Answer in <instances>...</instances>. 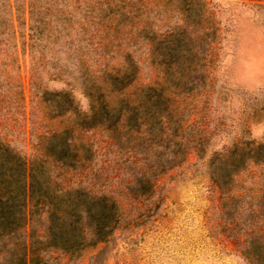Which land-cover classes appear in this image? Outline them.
<instances>
[{
  "label": "trees",
  "instance_id": "trees-1",
  "mask_svg": "<svg viewBox=\"0 0 264 264\" xmlns=\"http://www.w3.org/2000/svg\"><path fill=\"white\" fill-rule=\"evenodd\" d=\"M23 6L19 17L16 0H0V46L8 47L0 49V97L14 91V106L26 107L22 80L11 83L4 73L20 72L19 55L39 51L48 55L39 72L47 65L52 77L67 78V87L48 89L28 64L27 90L49 122L69 121L48 128L30 157L0 140V264H59L48 251L77 258L129 221L154 216L155 179L188 156L204 164L218 191L223 232L238 240L248 264H264V185L248 192L236 183L246 165L264 164V143L235 139L209 149L210 133L198 122L205 112L190 102L204 83L188 76L193 53L185 32L167 25L158 38L155 16L143 22L141 7L124 0H73L51 13L31 0ZM142 68L152 75L136 83ZM94 130L104 137L95 148L85 137ZM61 168L79 172L73 186L52 181Z\"/></svg>",
  "mask_w": 264,
  "mask_h": 264
},
{
  "label": "rangeland",
  "instance_id": "rangeland-1",
  "mask_svg": "<svg viewBox=\"0 0 264 264\" xmlns=\"http://www.w3.org/2000/svg\"><path fill=\"white\" fill-rule=\"evenodd\" d=\"M71 1L31 0V3L35 8L43 12L49 9L48 13H51L70 8L67 5ZM24 2L16 0L20 7L19 17L25 11ZM129 2L141 7L143 22L146 15L155 16L153 26L158 38L163 37L167 25L187 35L193 53L191 65L187 67L191 69L188 76L204 83L199 92H190V102L192 107H197V113L205 112V117L198 122H202L210 133L209 149H218L235 139L264 143V0H124L125 4ZM3 48L8 49L0 46ZM7 55L14 56L10 49ZM40 56L39 51L30 56L19 55L20 72L7 67L4 73L11 83L19 78L22 80L26 107L14 106L10 97L14 91L4 92L0 97V140L25 157L39 153V138L45 140L48 128L63 127L69 121L63 118L62 122L57 119L49 122L38 101L34 105L36 98L27 90L25 70L28 64L34 79L40 76L48 89L67 87V78L64 75L52 77L54 71H48L47 65L39 72L40 63L48 55ZM62 57L60 54V61ZM116 62L115 58L110 61ZM90 63L92 68L97 67V62ZM145 71L143 68L139 71L136 83L149 81L152 74L148 76ZM72 87L75 100L80 108H84L85 98L77 85ZM191 118L194 120L195 115L191 114ZM85 137L90 138L94 148L96 144H104L103 135L96 130L86 133ZM56 173L57 177L51 179L58 181L61 187L73 186L79 179L76 170L61 168ZM236 179L240 188L248 192L258 190L264 185V164L246 165L237 173ZM154 183V197L158 202L154 216L145 221H129L114 230L107 242L83 250L77 258L67 259L62 253L48 251L46 256L50 262L248 264L240 253L238 240L228 236L219 226V194L209 182L202 162L194 163V157L188 156L178 167L159 175ZM100 249V254L93 259L91 255Z\"/></svg>",
  "mask_w": 264,
  "mask_h": 264
}]
</instances>
